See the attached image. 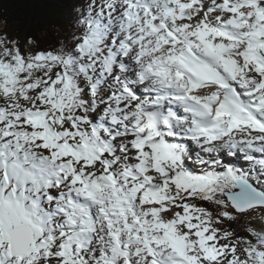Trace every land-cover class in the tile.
Returning <instances> with one entry per match:
<instances>
[{"label":"trees","instance_id":"1","mask_svg":"<svg viewBox=\"0 0 264 264\" xmlns=\"http://www.w3.org/2000/svg\"><path fill=\"white\" fill-rule=\"evenodd\" d=\"M77 1L80 0H0V25L7 47L23 51L28 41H33L37 49L54 48L59 39L73 33L70 7ZM230 222L231 227L244 232L243 217Z\"/></svg>","mask_w":264,"mask_h":264},{"label":"bare ground","instance_id":"2","mask_svg":"<svg viewBox=\"0 0 264 264\" xmlns=\"http://www.w3.org/2000/svg\"><path fill=\"white\" fill-rule=\"evenodd\" d=\"M228 60H229V62L230 63H232L233 61L232 60H230L229 58H228ZM246 61H247V58L245 59ZM236 61H237V58H236ZM243 60H238L237 62H242ZM254 61L255 62H258L259 63V60H258V58H256V59H254ZM87 93V92H86ZM163 103H166V102H163ZM150 105V104H149ZM166 105V108H167V113L169 114V115H171V117H175V113H174V110H173V107H174V101H172V102H169V103H166L165 104ZM136 106H138V109H141V108H143V107H145V103H142V102H136V103H132V102H129L127 99H125V102H124V110H123V112H124V116L123 115H120V114H117L119 117H121L122 119H124L128 124H132V122H135L136 121V118H137V116H138V112L137 111H135V107ZM180 108L183 110V108H182V106L180 105ZM146 109L148 110L149 109V106L147 105L146 106ZM254 116V112L252 111L251 113H250V115L249 116H247V117H253ZM246 117V118H247ZM173 121V120H172ZM239 123H240V121H239ZM241 124V123H240ZM135 125V124H134ZM243 125H244V127H245V125L246 126H251V124H246V123H243ZM229 128L231 129V131H236V130H239L240 129V126L238 125V122H237V120H234V121H232V123H231V125L229 126ZM241 128H242V124H241ZM175 129H176V131L178 132V133H182V131H184L185 130V125H184V122H181V123H179V124H176V127H175ZM242 129H244V128H242ZM172 135V134H171ZM169 139H171L170 137H168ZM183 147H184V144H183ZM153 147L152 146H150V150L152 149ZM164 150L166 151L167 149L166 148H164ZM180 157L182 158V155H180ZM179 161H181V159L179 158ZM186 161H188V159L186 160ZM120 163V162H119ZM118 166V165H117ZM243 171V166H242V170L240 171L241 173H243L242 172ZM237 172H239V169L237 170ZM250 178L253 180V182H259V180L261 179V178H258V177H256V176H250ZM188 197H186L185 198V200L187 199ZM213 214V213H212ZM211 214V217L213 216ZM186 222L188 223V222H190V219H187L186 220ZM187 223L184 225V227L182 228V231L183 232H186L187 231V228H186V225H187ZM184 243V242H183Z\"/></svg>","mask_w":264,"mask_h":264},{"label":"rangeland","instance_id":"3","mask_svg":"<svg viewBox=\"0 0 264 264\" xmlns=\"http://www.w3.org/2000/svg\"><path fill=\"white\" fill-rule=\"evenodd\" d=\"M244 45H245V42H244ZM126 59V58H125ZM124 59V60H125ZM229 59L230 60H232V61H236V58H233L232 57V54L229 56ZM127 63V65H129V67H131V69H134V64H133V61L132 60H128V62H126ZM124 64L125 63H122L119 67H120V69L117 71V76H119L120 75V73H121V71L122 72H124L125 71V68H124ZM134 71V70H133ZM23 73H25V74H30V71L29 70H27V69H25V70H23ZM108 76V79L109 80H111L113 77H112V75H110V74H108L107 75ZM130 85V84H129ZM128 86V80L126 81V87ZM134 87H136V86H134ZM127 90H129V91H131V89L128 87V89ZM138 96H139V94L137 95V96H125L124 95V98L125 99H127L129 102H132V103H136V102H142V103H144L143 101H140V99L138 98ZM99 112H101L100 110H99ZM98 112V113H99ZM84 114H87V112L86 113H84ZM86 118L88 117V116H85ZM123 121V122H122ZM173 121H176V124H179V123H181V122H183V121H178V119L177 120H173ZM115 123H119V125L121 126V125H123V129L122 128H120V133H125V135H127V136H129L130 135V133L129 132H126V131H129V128H131L133 125H134V122H132V124L130 123V124H128L124 119H122L121 117H119L118 115H116V118H114V117H112V116H110L109 117V121L107 122V123H105V124H103V126L105 127V128H107V127H109L110 125H112V124H115ZM92 131H93V128L92 127H89ZM184 132V135H186L187 136V129H185L184 131H182V133ZM100 133H101V135H103V136H106L105 135V129H103V130H101L100 131ZM110 133L112 134V135H114V131H110ZM166 133L167 134H169V132L166 130ZM184 148L187 150V146L184 144ZM149 149H150V147H149ZM167 149V148H166ZM187 168V167H186ZM187 169H189V168H187ZM264 174V173H263ZM254 215L257 217V219H258V217H259V211H254ZM258 215V216H257ZM223 216V214L222 213H220V217H222ZM213 221V220H212ZM250 225H251V223H250ZM262 231V238H264V229H262L261 230ZM228 238H232V236L231 235H228ZM241 254H243V252H241ZM256 259H258V256H257V254L256 253H254V260H256ZM253 260V261H254Z\"/></svg>","mask_w":264,"mask_h":264},{"label":"water","instance_id":"4","mask_svg":"<svg viewBox=\"0 0 264 264\" xmlns=\"http://www.w3.org/2000/svg\"><path fill=\"white\" fill-rule=\"evenodd\" d=\"M255 205V203H254V200H246L245 201V207H246V209H249L252 205Z\"/></svg>","mask_w":264,"mask_h":264}]
</instances>
